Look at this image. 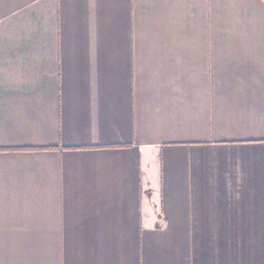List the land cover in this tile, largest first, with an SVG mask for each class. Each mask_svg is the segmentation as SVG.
<instances>
[{
	"label": "crops",
	"instance_id": "obj_1",
	"mask_svg": "<svg viewBox=\"0 0 264 264\" xmlns=\"http://www.w3.org/2000/svg\"><path fill=\"white\" fill-rule=\"evenodd\" d=\"M0 264H264V0H0Z\"/></svg>",
	"mask_w": 264,
	"mask_h": 264
}]
</instances>
